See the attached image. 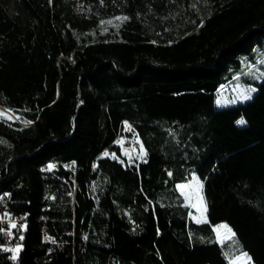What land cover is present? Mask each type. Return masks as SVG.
<instances>
[{"label": "trees", "instance_id": "1", "mask_svg": "<svg viewBox=\"0 0 264 264\" xmlns=\"http://www.w3.org/2000/svg\"><path fill=\"white\" fill-rule=\"evenodd\" d=\"M262 61L264 0H0V105L24 123L0 119V197L28 214L0 264H264ZM238 82L253 97L217 107ZM124 122L143 161L100 157ZM192 173L202 223L177 188Z\"/></svg>", "mask_w": 264, "mask_h": 264}, {"label": "rangeland", "instance_id": "2", "mask_svg": "<svg viewBox=\"0 0 264 264\" xmlns=\"http://www.w3.org/2000/svg\"><path fill=\"white\" fill-rule=\"evenodd\" d=\"M115 22H116L115 20L108 21V23H115ZM262 63H264V61H262ZM259 65L255 66V68L259 69L258 68ZM251 71L252 70H249L246 73H252L255 75V77H258L257 71H261V70L252 71V72ZM255 92H256V87L254 84H243L241 82H238L235 84H228L222 86L219 89V92L216 96V106L227 107V106L235 105L239 102H246L253 97ZM0 119H6L9 121H18L20 123H23L19 119L18 115H15V117H13L12 119H7L5 117H0ZM129 132L132 134L129 135L128 134ZM116 143L121 147V156L116 155V153L113 151L105 150L104 152H102L100 157H110L113 159H117L123 164H134L143 161L145 159L146 150L143 146V143L140 137L136 134V132H134L133 127L128 122H124L123 134L116 139ZM75 167L77 168V165H75ZM76 168H75V173H77ZM75 173L72 174L76 175ZM58 174L60 175V172H57V175ZM180 185H190V187L181 188ZM201 186H202L201 181L196 173H192L189 181L181 182L177 185V188L185 198L186 204L191 207L192 211L190 213V216L194 221L198 223H202L207 220V206ZM76 188L77 185H74L73 188L74 192ZM201 199L203 201L202 210L198 211L197 208L192 207V205L193 204L200 205ZM225 225L227 227H222ZM213 229L215 231L217 240L220 243H225L227 241H230L234 237L233 229L226 222H221L213 226ZM245 253L246 252H242L240 254L233 256L230 259L229 264H255L251 256L248 253H246L247 255L245 256L244 255Z\"/></svg>", "mask_w": 264, "mask_h": 264}, {"label": "built area", "instance_id": "3", "mask_svg": "<svg viewBox=\"0 0 264 264\" xmlns=\"http://www.w3.org/2000/svg\"><path fill=\"white\" fill-rule=\"evenodd\" d=\"M49 165H53V167L49 169ZM60 167L68 172L75 173L71 170V162L63 164L59 162L46 163L42 166V170L45 171L47 176H52L60 171ZM25 220H27V213H16L9 210L8 198L6 195H2L0 197V255L5 256L9 261H15L20 252ZM13 224H15V227H12ZM44 239L52 244H57L55 236L48 232L44 234ZM15 249H18V251H13Z\"/></svg>", "mask_w": 264, "mask_h": 264}, {"label": "bare ground", "instance_id": "4", "mask_svg": "<svg viewBox=\"0 0 264 264\" xmlns=\"http://www.w3.org/2000/svg\"><path fill=\"white\" fill-rule=\"evenodd\" d=\"M0 113H2V115H0V117H5L7 119H12L13 117H15L14 113L3 107L2 105H0ZM71 170L75 171V169L73 168V164L71 163ZM28 223V214H27V220H25V223H23V232H22V242H21V246L23 244V233H24V230L26 229V225Z\"/></svg>", "mask_w": 264, "mask_h": 264}, {"label": "snow or ice", "instance_id": "5", "mask_svg": "<svg viewBox=\"0 0 264 264\" xmlns=\"http://www.w3.org/2000/svg\"><path fill=\"white\" fill-rule=\"evenodd\" d=\"M0 115H2V113H0ZM240 123H243V121H240ZM52 167H53V165H49V169H51ZM180 187L181 188H185V187H190V185H180ZM202 205H203V201L201 199L200 205L193 204L192 207H195V208H197L198 211H201L202 210ZM12 227H15V224H13ZM222 227H227V226L225 225V226H222ZM13 251H18V249H15ZM244 255L246 256L247 254L245 253ZM13 259H15V257H13Z\"/></svg>", "mask_w": 264, "mask_h": 264}, {"label": "water", "instance_id": "6", "mask_svg": "<svg viewBox=\"0 0 264 264\" xmlns=\"http://www.w3.org/2000/svg\"><path fill=\"white\" fill-rule=\"evenodd\" d=\"M98 68H99V66H97V67L94 69V71H96Z\"/></svg>", "mask_w": 264, "mask_h": 264}]
</instances>
